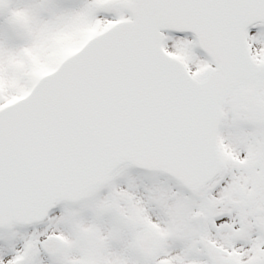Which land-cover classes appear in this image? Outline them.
Instances as JSON below:
<instances>
[{"label": "snow or ice", "instance_id": "6c2138e0", "mask_svg": "<svg viewBox=\"0 0 264 264\" xmlns=\"http://www.w3.org/2000/svg\"><path fill=\"white\" fill-rule=\"evenodd\" d=\"M0 264H264V0H0Z\"/></svg>", "mask_w": 264, "mask_h": 264}, {"label": "rangeland", "instance_id": "374dc122", "mask_svg": "<svg viewBox=\"0 0 264 264\" xmlns=\"http://www.w3.org/2000/svg\"><path fill=\"white\" fill-rule=\"evenodd\" d=\"M80 37V33L73 31L59 34L53 38L49 46L33 54L32 62L36 68V75L39 77L49 71L48 65L43 62L44 58L63 59L78 48Z\"/></svg>", "mask_w": 264, "mask_h": 264}, {"label": "water", "instance_id": "95a60500", "mask_svg": "<svg viewBox=\"0 0 264 264\" xmlns=\"http://www.w3.org/2000/svg\"><path fill=\"white\" fill-rule=\"evenodd\" d=\"M77 51H78V50H77ZM75 52H76V51H75ZM75 52H74V53H75ZM74 53H73V54H74ZM71 55H72V54H71ZM48 74H49V73H48ZM48 74H45V75H43V76H46V75H48ZM43 76H42V77H43Z\"/></svg>", "mask_w": 264, "mask_h": 264}]
</instances>
